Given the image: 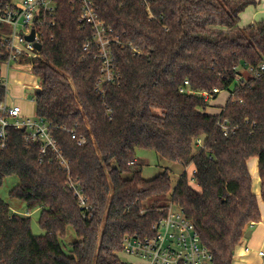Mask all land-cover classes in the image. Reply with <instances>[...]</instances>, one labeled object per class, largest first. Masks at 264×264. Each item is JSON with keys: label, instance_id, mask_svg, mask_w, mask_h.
Wrapping results in <instances>:
<instances>
[{"label": "trees", "instance_id": "trees-1", "mask_svg": "<svg viewBox=\"0 0 264 264\" xmlns=\"http://www.w3.org/2000/svg\"><path fill=\"white\" fill-rule=\"evenodd\" d=\"M229 1L96 0L100 18L144 52L116 47L119 79L100 84L101 63L83 51L91 32L79 26L75 0H57L55 26L45 30L34 62L42 82L36 112L54 126L90 210L79 206L66 173L40 164L38 148L27 150L22 133H11L9 148L0 151V189L17 177L9 197L40 210L45 234L36 236L31 218L0 198V264H131L121 261L124 239L150 236L171 203L194 223L215 264H234L246 234L262 220L249 163L258 159L264 201V78L237 89L236 102L228 100L218 115L206 113L202 98L180 92L186 81L193 91H226L237 66L264 63V22L259 32L240 29L244 4ZM195 10L220 15L219 24L237 34L197 32ZM220 118L240 129L224 137ZM64 129H75L86 144ZM142 149L185 167L174 189L169 170L143 178ZM70 227L77 240L67 253L62 240Z\"/></svg>", "mask_w": 264, "mask_h": 264}, {"label": "built area", "instance_id": "built-area-1", "mask_svg": "<svg viewBox=\"0 0 264 264\" xmlns=\"http://www.w3.org/2000/svg\"><path fill=\"white\" fill-rule=\"evenodd\" d=\"M148 4V0H142ZM78 8V24L83 30H90L91 37L84 45L83 51L89 56L94 54L101 63L100 84H114L119 79L117 73V58L114 49L126 48L134 56H142L144 52L131 42H123L114 29L99 16L96 0H75ZM57 18V0H0V151L9 148L11 133L21 132L27 150L37 147L39 163L55 165L68 175V186L78 199L79 206L87 213L90 202L80 185L71 176L70 161L64 156L53 131L52 123L41 119L37 112L30 116L17 103L21 98L11 92L13 82L25 86L17 79L18 74L36 75L34 62L40 57L43 49L45 30L53 28ZM34 33V40L29 37ZM37 45H41L39 50ZM33 67L30 73L24 67ZM264 78V63L251 66L248 63L235 68V78L228 90L234 102L236 90L239 88L252 89L253 82ZM42 82L27 87L25 93L32 96L31 102L36 106V93L41 90ZM98 92H103L98 86ZM183 94L194 95L209 103L220 95L223 90L214 88L213 91H193L189 81L180 87ZM25 95V94H24ZM242 103V101H241ZM217 127L221 128L224 137L235 135L239 125H232L228 120L220 118ZM78 145L86 144V139L77 134L75 129L67 130ZM193 175V174H192ZM196 184L193 176L189 179ZM166 215L153 227L152 234L145 238L126 237L124 239V255L135 259L132 264H215L214 256L201 240L194 223L186 213L170 204ZM246 254L250 248H245ZM259 255L264 257V252Z\"/></svg>", "mask_w": 264, "mask_h": 264}, {"label": "rangeland", "instance_id": "rangeland-1", "mask_svg": "<svg viewBox=\"0 0 264 264\" xmlns=\"http://www.w3.org/2000/svg\"><path fill=\"white\" fill-rule=\"evenodd\" d=\"M230 5L233 7H240V5L244 4L243 11L241 13V23H240V29H248L250 27L255 28L257 32H259L263 27V21H264V0H230ZM256 2V4H255ZM193 14L198 17V23L196 26H194L195 30L197 32H208V34H220L223 36H233L235 33L237 34V31H230L228 28L221 26L219 23L222 22V18L220 15L214 14L212 11H192ZM212 19L215 23L214 25H211ZM210 21V22H209ZM212 26V27H211ZM264 38V35L262 36ZM17 79L21 82L25 88L20 86L17 82H13L11 85V92L15 95L26 98V99H18L17 103L22 107L24 112L30 116H33L36 113V106L31 102L32 96H27L25 93V89L31 85L40 84L41 79L37 75H23L18 74ZM25 94V95H24ZM229 91H223L220 95H218L215 99L211 100L208 105V111H206L207 114H213L218 115L222 112V109L226 106L227 101L230 97ZM140 169L142 171L143 178L146 180H152L155 177H157L159 174L163 173L165 170H169L171 181H172V189H174L179 180L180 177L185 172V167L179 163H173L168 162L166 160H163L161 157H159L154 151L151 150H138L137 154ZM255 166V173H251L254 186L255 184L258 186V200L261 205V210L264 212V201L261 196V190H260V180H259V171H258V164L256 163V160H252L250 163V170L251 167ZM193 169V165L189 166L187 168L188 177L191 178L194 175V172L191 174ZM251 172V171H250ZM129 178V176H126ZM256 181V182H255ZM18 178L12 177L8 179L5 183V185L0 189V198L8 203L13 211H18L20 215L31 218V225H32V231L36 236L44 235L45 232L41 228L40 225V210H33L29 211L23 203L17 200H12L9 197V193L12 191L15 186L18 185ZM193 188L197 189V185H194L190 182ZM257 195V194H256ZM264 221V219H263ZM257 227L256 229H259ZM262 236V235H261ZM77 240V236L74 232V230L70 227L67 230V236L65 239L62 240V243L64 244V250L68 253L69 246L71 243L75 242ZM247 240V239H246ZM249 241V240H247ZM67 247H66V246ZM248 245V244H247ZM249 246V245H248ZM250 247V246H249ZM252 252H254V248L250 247ZM121 261L123 263H135V259L128 257L127 255H124L123 253L120 255ZM239 259V258H238ZM237 259V262L239 260Z\"/></svg>", "mask_w": 264, "mask_h": 264}, {"label": "crops", "instance_id": "crops-1", "mask_svg": "<svg viewBox=\"0 0 264 264\" xmlns=\"http://www.w3.org/2000/svg\"><path fill=\"white\" fill-rule=\"evenodd\" d=\"M255 4H256V2H255ZM240 19H241V14H240ZM240 23H239V27H240ZM254 160H256V163L258 164V159H254ZM251 161H250V163H251ZM250 163H249V165H250ZM191 170H192L191 174L193 172H195L194 166H193V169L191 168ZM250 171H251V173H255V171H256L255 166H252ZM259 180H260V178H259ZM253 189H254V193L257 194V196H258V186L256 184L254 186V183H253ZM260 190H261V182H260ZM261 209L262 208L260 205V210ZM261 215H262L261 222L259 224H257L256 226H254L249 231L250 236L247 239L249 241H247L245 238V240L242 242L240 248L238 249L237 254L235 256L234 264H264V257H261L259 255L260 252H262V251L264 252V221H263L264 212H263V210H261ZM259 226H260V228L256 229ZM247 244L250 247H253L255 249L254 252H252L251 248ZM245 248H250L251 252L246 254L244 252ZM237 259L239 260V262H237Z\"/></svg>", "mask_w": 264, "mask_h": 264}, {"label": "water", "instance_id": "water-1", "mask_svg": "<svg viewBox=\"0 0 264 264\" xmlns=\"http://www.w3.org/2000/svg\"><path fill=\"white\" fill-rule=\"evenodd\" d=\"M29 40H30V41H33V40H34V33L32 34L31 37H29ZM37 48H38L39 50H41V49H42V46H41V45H37ZM23 70H26V71L32 73V72H33V67H31V66H29V67H24ZM40 92H41V90H37L36 92H34V91H30V94H31V95H33V94H35V93H36V94H39ZM249 236H250V233L248 232V233L246 234L245 238L248 239Z\"/></svg>", "mask_w": 264, "mask_h": 264}]
</instances>
